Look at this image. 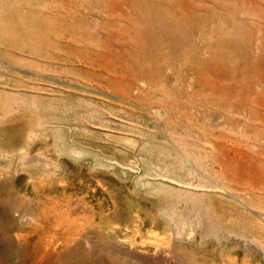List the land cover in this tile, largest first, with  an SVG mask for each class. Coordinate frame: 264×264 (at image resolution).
<instances>
[{
  "label": "rangeland",
  "instance_id": "obj_1",
  "mask_svg": "<svg viewBox=\"0 0 264 264\" xmlns=\"http://www.w3.org/2000/svg\"><path fill=\"white\" fill-rule=\"evenodd\" d=\"M0 250L264 264V0H0Z\"/></svg>",
  "mask_w": 264,
  "mask_h": 264
},
{
  "label": "bare ground",
  "instance_id": "obj_2",
  "mask_svg": "<svg viewBox=\"0 0 264 264\" xmlns=\"http://www.w3.org/2000/svg\"><path fill=\"white\" fill-rule=\"evenodd\" d=\"M124 98V97H123ZM22 213V212H21ZM25 214V213H24ZM13 223V222H12ZM15 223V222H14ZM13 225V224H12ZM0 255H2L3 257H5L6 258V252H4V250L3 251H1L0 250ZM4 261V260H3ZM2 261V262H3ZM6 262H7V260H6ZM4 264V263H3ZM10 264V263H9Z\"/></svg>",
  "mask_w": 264,
  "mask_h": 264
}]
</instances>
